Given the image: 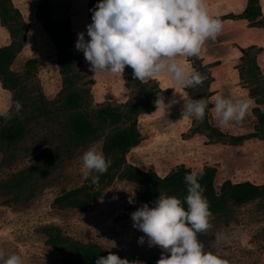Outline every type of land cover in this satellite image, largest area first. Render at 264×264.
<instances>
[{
	"label": "rangeland",
	"instance_id": "374dc122",
	"mask_svg": "<svg viewBox=\"0 0 264 264\" xmlns=\"http://www.w3.org/2000/svg\"><path fill=\"white\" fill-rule=\"evenodd\" d=\"M11 1L26 23L10 22L18 25L15 28L24 43L10 68L24 76L17 101L22 104L19 115L26 114L29 120L15 141L0 140V248L6 254H20L26 264H64L66 257L95 248V261L111 251L130 261L156 264L162 250L150 246L144 233L133 227L131 213L145 203L153 207L160 192L129 180L128 165L154 170L162 177L182 164L196 173L212 166L217 186L228 179L264 186V135L254 110L264 106V76L257 68V49L250 48L240 58L218 35L206 41L198 57L184 58L206 77L201 85L187 90L189 95L209 102L203 121L189 119L181 115L183 104L163 112L156 109L157 96H173V89L165 85H174L166 76L141 83L133 79L130 67L122 78L90 71L75 44L80 32L90 39L86 26L99 0ZM46 17L63 22V40L74 56L72 69L60 68V47L46 27ZM10 41L9 28L0 18V46ZM200 58L208 70L199 68ZM213 82L228 85V89L212 90ZM238 85L246 90L232 89ZM160 88L167 92L162 94ZM70 93L83 101L99 126L86 140L75 137L68 124L71 112L64 109V102ZM214 93L251 98L245 119L221 126L213 111ZM9 96L14 101L13 91L0 80V109L13 108ZM109 101L136 104L141 140L125 153L123 161L103 152L112 163L93 184L83 178L81 157L94 144L102 150L112 132V124L100 125L95 118ZM75 189L84 190L78 196L59 199ZM210 223L207 232L198 234L205 251L219 252L230 264H264V192L248 202L230 203L227 210L212 214ZM140 237H144L143 244L138 242Z\"/></svg>",
	"mask_w": 264,
	"mask_h": 264
},
{
	"label": "clouds",
	"instance_id": "9594fccd",
	"mask_svg": "<svg viewBox=\"0 0 264 264\" xmlns=\"http://www.w3.org/2000/svg\"><path fill=\"white\" fill-rule=\"evenodd\" d=\"M92 11L91 23L85 33H78L75 48L82 51L94 75L111 73L122 78L125 68L132 69L134 80L147 83L160 76L168 77L174 87L173 98L157 96V110L167 111L183 100L182 116L203 121L208 101L193 99L189 88L201 85L206 77L195 70L184 58L198 57L208 40H216L223 23L219 15L210 14L207 0H99ZM175 89H181L177 92ZM180 99H176V94ZM11 101V96H9ZM15 115L22 109L20 101H11ZM253 100L242 97H214L213 111L221 126L245 119ZM10 109H0L5 121L15 118ZM82 174L93 184L107 172L112 161L95 144L82 155ZM98 173L99 175H93ZM203 172H189L184 176L187 195L182 201L176 196L160 192L149 207L143 204L131 213L133 227L142 231L150 246L162 250L156 264H230L219 252L205 251L199 233L211 227L210 201L199 182ZM187 208L185 209L184 204ZM140 244L144 237H140ZM0 264H26L16 253L6 254L0 248ZM95 264H144L128 260L109 251Z\"/></svg>",
	"mask_w": 264,
	"mask_h": 264
},
{
	"label": "trees",
	"instance_id": "16d2710c",
	"mask_svg": "<svg viewBox=\"0 0 264 264\" xmlns=\"http://www.w3.org/2000/svg\"><path fill=\"white\" fill-rule=\"evenodd\" d=\"M43 12L46 13L47 11ZM260 12V0H250L244 12V16L254 19ZM0 18L3 25L9 28L11 34L10 43L0 46V80L4 87L13 91L14 101H17V91H21L25 79L23 75L13 71L10 68V64L22 49L24 43L20 39V35L15 28V26L18 27V25L15 24L13 26L10 22H14L17 19L21 25H25L26 23L22 21L20 10L12 4L11 0H0ZM46 18L47 19H44L46 27L52 31L55 43L61 49H59L61 70L65 71L72 69L74 66V56L67 51L68 46H66L63 40L65 29L63 22H51L48 17ZM55 30L57 32H55ZM250 48L252 47L242 49L244 52L242 58L247 54ZM199 60V68L208 70L207 65H202V58ZM257 68L259 69L258 64ZM159 90L162 94L167 92V89L160 88ZM135 105L130 101L114 105L109 101L107 105L101 107L96 112L95 118L100 125L107 122L113 125L112 132L107 135L103 141L102 150L105 154L117 155L120 161H123L125 153L131 147L137 145L141 140V133L138 126V115L140 111L135 109ZM64 109L71 112L68 117V124L75 137L86 140L95 134L99 126L93 121L91 113L84 107L83 101L75 94L73 95L70 93L68 97L65 98ZM11 110L13 112L14 109L12 108ZM254 110L257 114L259 128L263 131L264 135V106L255 107ZM13 114L15 115L14 112ZM28 120L29 117L26 116V114L15 116L14 119L8 121L0 117V140L8 142L15 141L21 136V130ZM126 172L129 180L154 191L176 196L183 201L184 197L187 195V186L184 181V176L186 173L193 171L182 164L164 177L158 175L154 170L145 171L133 165H128ZM200 172H203V177L199 182L205 189L204 195L210 201V211L212 214L227 210L229 204L232 202H248L259 197L264 192V186L257 185L251 181L235 183L228 179L220 186H217L216 169L212 166H206L197 173ZM83 190L84 189L72 190L59 199L64 200L66 198L78 196ZM184 207L185 209L187 208L186 203ZM96 255H98V251L95 248H91L84 250L79 256L66 257L64 264H93ZM143 262L144 264H152L151 260H144Z\"/></svg>",
	"mask_w": 264,
	"mask_h": 264
},
{
	"label": "crops",
	"instance_id": "0c3cea01",
	"mask_svg": "<svg viewBox=\"0 0 264 264\" xmlns=\"http://www.w3.org/2000/svg\"><path fill=\"white\" fill-rule=\"evenodd\" d=\"M250 0H207V8L212 15H219L223 23L220 38L226 44H230L234 53L242 58L244 52L242 49L252 47L257 49V64L261 74L264 76V0H260V14L254 19L244 16V12L249 5ZM201 54V53H200ZM166 88H173L172 84L167 83ZM221 86V87H220ZM228 85L213 82L212 90L228 89ZM239 88V89H238ZM164 89V88H163ZM232 89L245 91L241 85ZM217 96V93L213 94ZM176 94V99H179ZM173 96L165 99L167 104ZM183 104V100L180 103ZM159 112L165 110L160 109Z\"/></svg>",
	"mask_w": 264,
	"mask_h": 264
}]
</instances>
